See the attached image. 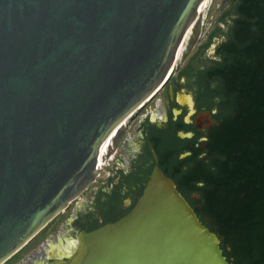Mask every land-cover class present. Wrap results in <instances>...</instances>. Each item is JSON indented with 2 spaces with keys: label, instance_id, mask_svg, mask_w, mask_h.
Here are the masks:
<instances>
[{
  "label": "water",
  "instance_id": "water-1",
  "mask_svg": "<svg viewBox=\"0 0 264 264\" xmlns=\"http://www.w3.org/2000/svg\"><path fill=\"white\" fill-rule=\"evenodd\" d=\"M208 1L0 0V264L106 160L127 171L108 153L197 43ZM228 2L215 0L204 20ZM147 148L151 170L131 210L78 232L45 264H228Z\"/></svg>",
  "mask_w": 264,
  "mask_h": 264
},
{
  "label": "trees",
  "instance_id": "trees-1",
  "mask_svg": "<svg viewBox=\"0 0 264 264\" xmlns=\"http://www.w3.org/2000/svg\"><path fill=\"white\" fill-rule=\"evenodd\" d=\"M178 75L211 125L196 132L169 116L146 136L157 166L218 238L228 264H264V0H229ZM151 166L145 148L138 194Z\"/></svg>",
  "mask_w": 264,
  "mask_h": 264
},
{
  "label": "flooded vegetation",
  "instance_id": "flooded-vegetation-1",
  "mask_svg": "<svg viewBox=\"0 0 264 264\" xmlns=\"http://www.w3.org/2000/svg\"><path fill=\"white\" fill-rule=\"evenodd\" d=\"M214 1L212 3H214ZM212 3H210V5ZM202 30L203 27L201 31ZM178 69L174 71L166 85L155 95V97L158 94L162 96V101L161 99L159 100L161 101L160 104L163 113L159 122L156 118L155 121H153L151 118L154 117H150L149 113L145 112L149 103H153L156 99L154 97L140 112L133 116L132 120L129 121L122 131V136L115 147H112L109 151L108 157L120 163L122 168L127 169V171L123 173L120 167L114 162L106 160L102 165L103 168H100L97 177L88 189L85 190L77 200L70 203L62 213L54 218L56 219L57 217L63 216L65 212L68 213L58 225V228H60L62 232H58V229H54L53 233L41 236V239L35 246H32L28 251L20 255V252L24 249L22 248L4 264L48 263L53 259V256L58 255L57 253L60 250L63 251L65 249L66 245L75 238L78 232H89L104 224L112 223L127 214L141 194H138L139 184L137 181L139 177L137 166L140 164V155L143 153L144 149L146 148L148 150L147 147L149 142L146 136L151 135L154 128H166L169 116L172 121L180 118L181 123L190 124L196 132H202L211 125V118L208 113L195 110L193 96L190 90H188L191 93V95L188 96L190 100V106L188 104L190 107L189 111H191L190 114L185 112L187 104L179 103L177 100L180 95L187 97V95H185V93H187L185 92V89H187V80L184 76L178 75L182 70ZM175 72H177V75L176 78H173ZM173 108H176L175 113ZM144 112L145 114H143ZM202 114H208L209 119L202 118L200 116ZM135 120L136 126L133 137L131 138L129 137L127 129ZM179 134H188V137L181 138L192 137L191 132H178L177 135L179 136ZM121 151L123 152L121 153ZM51 222H49L46 227ZM44 229H42L30 242L41 234Z\"/></svg>",
  "mask_w": 264,
  "mask_h": 264
},
{
  "label": "rangeland",
  "instance_id": "rangeland-1",
  "mask_svg": "<svg viewBox=\"0 0 264 264\" xmlns=\"http://www.w3.org/2000/svg\"><path fill=\"white\" fill-rule=\"evenodd\" d=\"M210 3L212 2H207L206 4V8L210 5ZM206 8L203 10V13H201V21L203 22L202 24V27H203V30L200 32V37L199 39L197 40V43L194 45V47L191 49V51L189 52V54L186 56V58L180 63L178 64L179 65V69H182L184 67V65L186 64V62L195 54L197 48L204 42L205 40V35L206 33L209 31V28L211 27V23L212 21L211 20H208V19H205L204 20V14H205V11H206ZM226 8V7H225ZM224 8V9H225ZM212 49H213V45H210L206 51H205V55H210L212 53ZM178 69V70H179ZM176 75H177V72H175V74L173 75V78H176ZM185 95H187V97H183L180 95L179 98H177V100L179 101V103H186V113L190 114L191 111H189L190 109V100L188 99L189 95H191V93L188 91V89H185ZM161 93V92H160ZM156 99L154 100L153 103H149L148 107L146 108V111L147 113H149L150 117H154V118H151L153 121H155V118L156 120L159 122V119L162 118V107H161V101H162V96L161 94H158L156 97ZM161 99V101L159 100ZM189 104V106H188ZM174 109V113H175V109L176 108H173ZM145 112L143 114H145ZM152 115V116H151ZM135 126H136V120L134 122H132L128 129H127V132L129 133V137H133V134H134V130H135ZM123 151H121L122 153ZM103 168V167H102ZM101 177V175H100ZM65 215H68L67 212H65L63 214V216L61 217H57L56 219H54L42 232L41 234H39L32 242H30L27 246L24 247V249H27L26 251H28L32 246H35L39 240L41 239V236H44V235H47V234H51L53 233L54 229H58V232H62L60 228H58V225L59 223H61L63 221V217H65ZM23 249V250H24ZM22 250V251H23ZM25 251V252H26Z\"/></svg>",
  "mask_w": 264,
  "mask_h": 264
},
{
  "label": "bare ground",
  "instance_id": "bare-ground-1",
  "mask_svg": "<svg viewBox=\"0 0 264 264\" xmlns=\"http://www.w3.org/2000/svg\"><path fill=\"white\" fill-rule=\"evenodd\" d=\"M206 4H207V3H204L203 6H202V8L199 9V11H198L199 15H200L201 13H203V10L206 8V7H205ZM99 165H102V163H100ZM72 245H73V244H70V243L67 244L66 247H65V249H64L63 251H66V252L68 253V252L71 250ZM63 251L60 250V251L57 253V254H58L57 256L60 257V256L65 255V252H63Z\"/></svg>",
  "mask_w": 264,
  "mask_h": 264
}]
</instances>
